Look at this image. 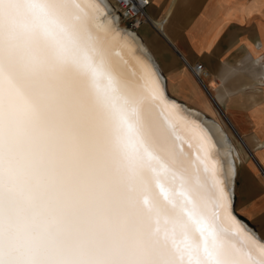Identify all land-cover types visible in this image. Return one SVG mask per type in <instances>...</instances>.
<instances>
[{"label":"snow or ice","instance_id":"obj_1","mask_svg":"<svg viewBox=\"0 0 264 264\" xmlns=\"http://www.w3.org/2000/svg\"><path fill=\"white\" fill-rule=\"evenodd\" d=\"M125 3L147 6L108 0L107 15L122 20ZM79 9L0 0V264H264V239L235 216L199 150L185 181L191 209L170 217L150 200L157 145L171 133L153 91L120 75ZM185 214L201 244L178 238Z\"/></svg>","mask_w":264,"mask_h":264},{"label":"crops","instance_id":"obj_2","mask_svg":"<svg viewBox=\"0 0 264 264\" xmlns=\"http://www.w3.org/2000/svg\"><path fill=\"white\" fill-rule=\"evenodd\" d=\"M148 11L159 26L143 23L135 33L168 96L209 119L221 121V108L223 126L241 140L234 208L264 239V91L254 88L264 84V0H151ZM198 62L202 81L189 66Z\"/></svg>","mask_w":264,"mask_h":264},{"label":"bare ground","instance_id":"obj_3","mask_svg":"<svg viewBox=\"0 0 264 264\" xmlns=\"http://www.w3.org/2000/svg\"><path fill=\"white\" fill-rule=\"evenodd\" d=\"M71 2L80 6L79 11L91 13L90 29L94 34L105 39L120 75L125 79H139L153 91L156 96L155 110L163 125L171 133V140L157 145L163 159L161 166L152 173V184L148 193L150 200L159 204L170 217L176 215L180 206L191 209V204L187 203L191 200V193L185 187V181L187 174L196 167L195 158L199 150L204 165L210 170L214 169L217 177L223 178L226 182L234 208L235 157L238 154L236 145L225 131L222 122L218 119H209L206 114L192 110L168 96L163 78L153 67L152 58L135 33V29L124 25L119 17L113 19L107 15L104 5L108 0H71ZM261 75L264 78V71ZM203 77L199 80L202 81ZM105 82L106 78H102L101 83ZM221 113L226 119L224 113L222 111ZM180 155L185 159L190 157V163L183 167L177 166L176 160ZM234 214L242 220L235 208ZM183 219L187 222V229L186 232L179 234L178 238L184 240L186 236L190 243L201 244L202 238L197 225L187 221L186 214ZM244 223L251 228L245 221ZM253 238L263 239L260 236Z\"/></svg>","mask_w":264,"mask_h":264},{"label":"built area","instance_id":"obj_4","mask_svg":"<svg viewBox=\"0 0 264 264\" xmlns=\"http://www.w3.org/2000/svg\"><path fill=\"white\" fill-rule=\"evenodd\" d=\"M115 3V0L112 1ZM139 3V0H137ZM147 6L144 7V11L141 12L140 14H137L135 10L132 8L128 7L127 3L121 5L119 11L121 13H124V18L122 19L123 21H126L129 26L133 29H138L143 23H151L152 25L158 27L159 24L154 21V19L151 17L149 14L148 8L151 4V0H146ZM195 75L201 79L203 76L206 75V70L204 68V64L201 62H198L194 65H189Z\"/></svg>","mask_w":264,"mask_h":264},{"label":"rangeland","instance_id":"obj_5","mask_svg":"<svg viewBox=\"0 0 264 264\" xmlns=\"http://www.w3.org/2000/svg\"><path fill=\"white\" fill-rule=\"evenodd\" d=\"M122 21V23L124 24V25H126L124 22H123V20H121ZM126 26H128V25H126ZM261 85H263V86H261ZM254 88H257V89H259V90H261V91H264V84L263 83H261V80L260 79H258V83L255 85V87ZM187 106V105H186ZM188 107V106H187ZM189 108V107H188ZM190 109H192V108H190ZM192 110H196V109H192ZM216 110L218 111V113L220 114V117H221V121L223 122V123H225L226 125H227V127H230L229 126V124H228V121L225 119V117L223 116V114L221 113V111H220V109L219 108H216ZM196 111H198V110H196ZM222 126H223V124H222ZM224 127V126H223ZM224 129H225V127H224ZM225 131L229 134V133H231L229 136H230V138H231V140H232V142L234 143V145H236L235 147L237 148V157H235L236 158V160H235V162H236V164H235V177H236V172H237V164H238V162H239V160H241V158H242V153H245V150H244V146H243V144H242V142H241V140L234 134V132H232V130H227V129H225ZM237 159H239V160H237ZM234 185H235V179H234ZM235 187V186H234ZM233 192H234V188H233ZM236 211V210H235ZM237 213V212H236ZM238 214V213H237ZM241 218V217H240Z\"/></svg>","mask_w":264,"mask_h":264},{"label":"water","instance_id":"obj_6","mask_svg":"<svg viewBox=\"0 0 264 264\" xmlns=\"http://www.w3.org/2000/svg\"><path fill=\"white\" fill-rule=\"evenodd\" d=\"M221 109V108H220ZM221 111L223 112V110L221 109ZM224 113V112H223Z\"/></svg>","mask_w":264,"mask_h":264}]
</instances>
